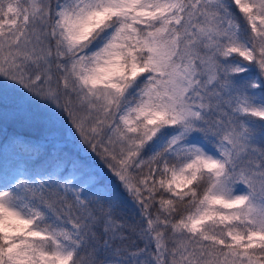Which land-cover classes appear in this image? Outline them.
Masks as SVG:
<instances>
[{
	"label": "snow or ice",
	"instance_id": "6c2138e0",
	"mask_svg": "<svg viewBox=\"0 0 264 264\" xmlns=\"http://www.w3.org/2000/svg\"><path fill=\"white\" fill-rule=\"evenodd\" d=\"M9 108L0 264H264V0H0Z\"/></svg>",
	"mask_w": 264,
	"mask_h": 264
},
{
	"label": "rangeland",
	"instance_id": "374dc122",
	"mask_svg": "<svg viewBox=\"0 0 264 264\" xmlns=\"http://www.w3.org/2000/svg\"><path fill=\"white\" fill-rule=\"evenodd\" d=\"M13 138H15L14 142ZM52 151L49 129L39 116L26 120L13 115L11 108L7 111L0 109V166L5 162L11 163L13 160L31 161L36 159L38 154L41 161L47 165L53 162ZM112 179L115 178L112 177ZM117 211L125 217L132 214L131 206L126 201L117 206Z\"/></svg>",
	"mask_w": 264,
	"mask_h": 264
},
{
	"label": "trees",
	"instance_id": "16d2710c",
	"mask_svg": "<svg viewBox=\"0 0 264 264\" xmlns=\"http://www.w3.org/2000/svg\"><path fill=\"white\" fill-rule=\"evenodd\" d=\"M21 143H24V141H21Z\"/></svg>",
	"mask_w": 264,
	"mask_h": 264
}]
</instances>
